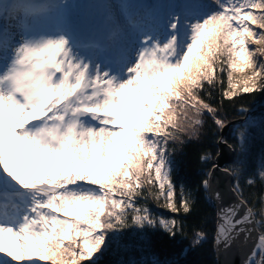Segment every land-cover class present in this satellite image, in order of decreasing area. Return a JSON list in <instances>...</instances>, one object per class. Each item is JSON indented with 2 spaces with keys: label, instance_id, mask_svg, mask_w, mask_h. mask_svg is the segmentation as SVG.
<instances>
[{
  "label": "snow or ice",
  "instance_id": "snow-or-ice-1",
  "mask_svg": "<svg viewBox=\"0 0 264 264\" xmlns=\"http://www.w3.org/2000/svg\"><path fill=\"white\" fill-rule=\"evenodd\" d=\"M65 7L0 0V264H100L129 229L173 240L201 193L221 202L214 247L242 238L252 244L243 264H264V192L250 204L244 188L256 181L242 161L220 168L219 152L202 154L211 167L192 190L177 186L172 160L201 140L205 117L227 127L225 102L264 94V0L121 3L83 30L65 22ZM84 32L104 33L103 46ZM133 109L130 126L121 117ZM236 134L238 149L216 142L243 153L246 129ZM217 170L232 203L213 188ZM255 175L264 183V163ZM206 238L194 229L191 247Z\"/></svg>",
  "mask_w": 264,
  "mask_h": 264
},
{
  "label": "trees",
  "instance_id": "trees-1",
  "mask_svg": "<svg viewBox=\"0 0 264 264\" xmlns=\"http://www.w3.org/2000/svg\"><path fill=\"white\" fill-rule=\"evenodd\" d=\"M207 2V1H206ZM219 99L217 98V103ZM240 105L249 108L244 114L238 111ZM225 112L228 124L231 125L224 138L228 144L238 149L239 139L236 134L238 128L246 129V141L243 153L233 150L235 163L238 158L242 161L245 176L252 175L256 183L249 187L245 185L244 195L249 198L250 204L256 208L260 206V195L264 192V183L255 175L259 161L264 158V94L245 95L243 99L236 101L235 105L225 102ZM251 113L256 125L245 123V118ZM221 137V130L217 129L210 118L205 117L204 134L200 141L190 142L178 150L172 157L173 178L177 184L184 185L186 189L195 190L206 167H211L209 162L204 165L199 157L210 152L213 157L218 152L217 138ZM243 182V181H242ZM152 211L159 215L170 216L155 204L149 203ZM216 224V210L209 199L201 193L197 197L194 214L186 221V235H177L173 240L159 232L147 230L138 233L135 229H129L123 234L117 244H113L110 250L100 260V264H151L158 261L159 264H217L215 260L213 244ZM202 229L207 238L196 248L191 247L193 230Z\"/></svg>",
  "mask_w": 264,
  "mask_h": 264
},
{
  "label": "rangeland",
  "instance_id": "rangeland-1",
  "mask_svg": "<svg viewBox=\"0 0 264 264\" xmlns=\"http://www.w3.org/2000/svg\"><path fill=\"white\" fill-rule=\"evenodd\" d=\"M208 2V0H206ZM57 2L61 4H66L64 9V17L70 20L71 26L77 30H83L86 26L91 27L95 25H103L106 24L111 15L117 14L119 9L116 5L121 3H134V4H145V5H153L156 3H168V2H176L181 3L183 0H57ZM103 5H111L110 8H105ZM104 33L97 34L95 32H84L83 38L86 41L96 39L98 43L103 46ZM256 47V46H254ZM107 52L106 49H104ZM114 58V57H110ZM245 71H248L245 69ZM236 75H242V73H237ZM130 95L134 96L135 93H130ZM139 118V113L133 109L130 114H124L121 119L128 123L130 126L134 125ZM249 125H256V121L251 118V113L245 118ZM257 126V125H256ZM230 128V127H229ZM23 155H27L23 153ZM58 160L65 159L64 157L54 158ZM29 163L31 160L29 158ZM264 163V158H262L258 163V169L260 165ZM19 172L21 175L24 174V164L21 162L19 164ZM100 170L104 171L105 166L101 164ZM4 253H0V256H3ZM10 259V258H9ZM12 264H27L25 261H14Z\"/></svg>",
  "mask_w": 264,
  "mask_h": 264
},
{
  "label": "water",
  "instance_id": "water-1",
  "mask_svg": "<svg viewBox=\"0 0 264 264\" xmlns=\"http://www.w3.org/2000/svg\"><path fill=\"white\" fill-rule=\"evenodd\" d=\"M230 126L231 125H227V127L223 131H221V137L223 139L225 138ZM217 147L220 156L216 159V162L219 164L220 168L232 164L235 159L234 151L230 150L225 144H217ZM212 183L213 188L222 193L224 204L234 202L235 197L229 191L231 184V180L229 177H227L223 172L217 170L213 175ZM209 201L211 203V206H213L217 211V207L221 202L210 199ZM251 247V242L245 243L242 238L230 249L227 250H225L223 246H220L217 249L216 247H214L213 244V250L215 255L214 258L217 264H243L245 255L249 252Z\"/></svg>",
  "mask_w": 264,
  "mask_h": 264
},
{
  "label": "bare ground",
  "instance_id": "bare-ground-1",
  "mask_svg": "<svg viewBox=\"0 0 264 264\" xmlns=\"http://www.w3.org/2000/svg\"><path fill=\"white\" fill-rule=\"evenodd\" d=\"M64 20H65V22H66L67 24H69V25L71 24L70 20L67 19L66 16L64 17Z\"/></svg>",
  "mask_w": 264,
  "mask_h": 264
}]
</instances>
